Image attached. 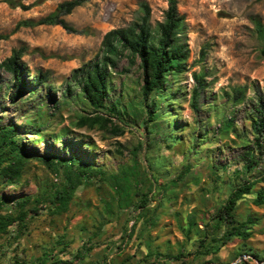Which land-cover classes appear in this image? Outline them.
<instances>
[{
    "label": "rangeland",
    "instance_id": "374dc122",
    "mask_svg": "<svg viewBox=\"0 0 264 264\" xmlns=\"http://www.w3.org/2000/svg\"><path fill=\"white\" fill-rule=\"evenodd\" d=\"M66 1L70 0H45L22 10L0 0V62L21 51L27 74L47 73L54 96L48 102L46 89L39 87L35 96L12 102L11 80L0 73V122L17 128L19 144L30 156L20 185L8 186L0 179V196L9 198L0 214L18 219V201H41L62 183L60 174L39 162L52 155L76 156L108 175L136 160V191L147 194L146 208L117 210L111 189L93 179L91 186L74 192L66 211L38 204V213L29 214L23 226L13 223L0 234V264H41L45 255L47 264H264V208L253 202L264 190V137L255 138L246 120L252 106L234 109L222 95L247 86L252 97L256 87L264 88V40L256 31L257 24L264 27V0H177L190 52L187 72L173 80L163 98L152 96L145 102L138 64L129 66L122 60L112 70L107 102L126 111L111 118L123 130L119 136L76 126L80 117L95 114L80 96L73 71L96 59L107 32L135 22L141 3L150 8L152 28L162 22L167 0H90L64 17L83 32L80 35L60 26L21 25L37 23ZM35 2L22 0L25 6ZM193 73L203 75L208 86L200 96L198 114L190 107ZM145 103L155 110L153 121ZM229 118L233 126L220 134ZM39 124L46 135L42 138L33 134L32 126ZM247 152L258 159L249 173L243 168ZM244 180L256 184L238 202L236 219L252 221L247 226L250 239H233L215 253L197 256L196 241L203 235L197 232L203 231L207 215ZM103 201L110 204V216L103 213ZM189 215L196 223L191 231Z\"/></svg>",
    "mask_w": 264,
    "mask_h": 264
},
{
    "label": "trees",
    "instance_id": "16d2710c",
    "mask_svg": "<svg viewBox=\"0 0 264 264\" xmlns=\"http://www.w3.org/2000/svg\"><path fill=\"white\" fill-rule=\"evenodd\" d=\"M43 1L45 0H37L34 4L25 6L22 0H4L10 8H20L22 10H28ZM88 1L90 0L63 2L57 6L52 14L37 23L26 22L21 25L60 26L69 34L80 35L83 32L69 26L64 21V17L70 15L76 8ZM167 3L168 6L163 21L157 23L154 28L150 25V8L146 3H141V15L138 19L125 28H117L107 32L102 38L100 54L96 56V59L73 71L72 77L79 81L80 96L83 97L95 114L94 116L80 117L76 123L77 127L97 128L109 131L115 136L123 134V130L114 125L111 118L121 117L126 111L121 110L117 104L112 107L107 105L111 89L112 70L116 69L122 60H126L129 66L138 64L141 80L140 90L145 102L152 96L158 100L163 98L165 93L171 90L173 80L187 72V61L190 52L186 43L184 18L178 12L177 0H167ZM256 31L258 36L264 40V27L257 24ZM261 55L264 57V46L261 49ZM0 73L6 74L11 80L8 98L12 102L21 101L24 95L35 96L39 87L46 89L45 100L50 103L54 101V96L51 94L53 88L49 84L47 73L38 72L33 76L27 74L25 66L21 63V51H13L9 58L0 62ZM192 77L195 85L191 93L190 107L198 114L200 96L208 86L203 75L193 73ZM248 90L247 86L233 87L229 92H223L222 95L226 97V101L231 103L234 109L238 106H252L246 120L250 122L253 136L263 138L264 88L256 87L253 90L252 97L247 95ZM41 101L44 100L41 99ZM144 107L147 109L149 120L153 121L157 116L152 105L145 103ZM32 122L33 124L38 123L37 120ZM233 123V118L225 120L222 123L220 134L227 133ZM41 125L32 126L35 128L33 134L40 138L46 136L42 134ZM256 141L259 140L256 139ZM19 143L17 128L2 125L0 122V179L4 180L8 186L16 187L20 185L25 164L30 159L24 146H20ZM258 147L260 150L263 149L262 145H258ZM244 158L246 164L243 168L245 172L249 173L257 167L258 159L248 152L244 154ZM39 162L55 175L60 174L62 183L55 186L54 190L41 201L31 200L30 197L18 201L16 210L22 213V216L18 219L12 215L0 214V234H5L7 228L13 223L23 226L29 214L38 213V204L52 205L55 209L62 212L66 211L74 192L81 186H91L93 179L96 178H99V181L108 186L113 192L111 200L116 202L117 210L122 211L128 208L143 210L146 208L147 194H139L136 191L138 187V163L136 160L133 161L132 166H122L117 174L109 175L105 171L81 161L76 156L64 158L52 155L41 158ZM255 184L256 181L244 180L242 183L235 185L214 212L207 215L203 231L197 232L199 234L203 233L196 241L197 256H208L215 253L221 246L226 245L233 239L241 241L250 239L251 232L247 226L253 225V223L249 219L246 222H238L236 209L238 202L252 193ZM97 189L101 191V188ZM139 195L142 198L134 202L133 197ZM253 202L256 206L264 208V190L257 193ZM7 203H9V198L1 195L0 211ZM30 204H33V206L25 211L24 209ZM103 204L104 215L110 216L112 210L109 202L103 201ZM193 218V215L188 216V229L196 225ZM238 256L240 257L241 254H238ZM46 257L47 255L40 259L41 264H47Z\"/></svg>",
    "mask_w": 264,
    "mask_h": 264
}]
</instances>
